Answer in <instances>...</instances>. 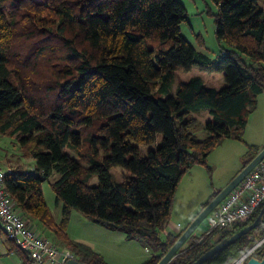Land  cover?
<instances>
[{"label":"trees","instance_id":"trees-1","mask_svg":"<svg viewBox=\"0 0 264 264\" xmlns=\"http://www.w3.org/2000/svg\"><path fill=\"white\" fill-rule=\"evenodd\" d=\"M214 1L216 37L230 46L215 62L181 35L187 9L179 0H47L57 16L52 23L60 45L35 44L27 51L14 47L18 15L23 8L26 19L49 26L45 7L30 0H0V132L17 135L36 161V171L13 167L5 188L26 218L53 230L83 264L108 263L65 231L72 208L149 245L156 254L142 264H157L181 234L162 236L183 177L196 164L211 175L208 156L224 138L245 141L264 92V11L259 0ZM198 39L203 45L201 34ZM45 54L54 81L43 89L48 86L52 95L36 97L28 80ZM193 66L223 72L226 85L217 89L194 76L170 94L176 69ZM200 107H209L211 114L205 137L192 130L197 120L191 110ZM86 140L90 148L85 151ZM150 144L156 146L144 153L141 145ZM247 146L248 163L260 146ZM118 166L123 167L119 181L111 174ZM53 172L59 173L52 182L57 201L64 202L62 225L42 188ZM93 174L98 185L88 182ZM263 204L233 231L194 232L168 264H191L251 223ZM263 234L264 221L202 264H227ZM7 240L10 251L21 255L20 264H32Z\"/></svg>","mask_w":264,"mask_h":264},{"label":"rangeland","instance_id":"rangeland-1","mask_svg":"<svg viewBox=\"0 0 264 264\" xmlns=\"http://www.w3.org/2000/svg\"><path fill=\"white\" fill-rule=\"evenodd\" d=\"M31 2L39 5H43L45 7V11L43 15L48 18V20L51 21V24L47 26L43 21L41 20H35V19H26L27 11L23 8H21V11L18 15L17 22L15 24V46L19 49H23L24 51H27L30 49V46H50L52 43H58L60 45V38L56 34V31L54 30L55 25L53 24L54 20L57 21V16L54 13L53 8H49L47 6V0H40L39 2H34L33 0H30ZM187 9V19L182 22L181 24V35L186 38L189 42H191L198 51L206 53L208 56L212 58V60L215 62L218 60L219 56L225 52V50H229L230 46L219 42V40L216 37L215 34V14L217 13L218 7L214 0H179ZM259 5L263 8L264 11V1L259 0ZM44 17V16H39ZM53 22V23H52ZM49 29L51 31H49ZM201 34L202 38L204 40V44L201 45L200 41L198 39V35ZM34 46V47H35ZM23 51V52H24ZM51 61L54 63L56 61V58L53 59L51 56ZM53 59V60H52ZM48 54L43 55L41 57V60L39 64L35 67L36 72L30 75L29 78V84L32 87V91L36 97H39V95L49 96L52 95V91H49L46 87V90L43 88L46 86V83H51L54 81V75L51 71V67H47V64L49 62ZM194 76H200L203 81L212 87H215L217 89L222 88L226 85V80L224 77L223 72L219 70H208V69H202L198 66H193L190 69H176L174 78L172 80L171 86H170V94H175L179 85L182 82H186L190 80ZM47 92H49L47 94ZM156 98H159V95L154 93L153 94ZM167 94H162L160 97H166ZM194 118L197 120V124L192 129L199 137H205L207 136V130L205 128V125L207 121L211 118V114L209 111V107H200L198 109H192L191 110ZM261 116H264V113H262ZM260 111L255 114L254 116L250 117V122H248L249 126L247 127L248 132V138H255V140H260L264 134L262 131L260 133L259 129L264 127V119L261 121ZM262 123V124H261ZM90 131L88 128L87 131ZM162 135H160L161 139ZM17 135H12L10 133H2L0 132V168L7 169V167H21L27 170L36 171V161L34 157H32L30 147H28L27 144H22L19 140ZM143 148V152L145 153L148 149L155 147V144L150 145H141ZM245 148V146H242ZM83 150H87L90 148V143L88 140H86L82 146ZM101 155V152H100ZM83 159V158H82ZM209 159L213 164L212 165L209 161L208 163L212 166V174H208L206 170L205 176L203 177L198 176V183H205L201 179L203 178L206 180L207 185L211 186H218L220 183V180H224L230 172L236 168L237 166L241 165V162L244 161V156L239 157L238 155H231V154H225L223 153V150H213L210 155ZM247 157H245L246 161ZM85 167L87 165L84 164ZM205 167V166H204ZM205 169V168H204ZM112 178L114 180H121L123 178V167H113L111 169ZM213 176H215V179L213 180ZM59 177L58 172H53L47 179L44 180L42 184L43 193L45 200L47 202V205L52 210V213L55 216V220L58 222L59 225H62L63 221V205L64 202L59 200L57 201L56 192L54 188L52 187V182L56 180ZM88 182L91 185H98L99 184V178L97 175H91L89 177ZM188 182V177L184 178L182 182V191L184 189V186ZM214 182V183H213ZM180 187V188H181ZM217 188V187H216ZM220 189V188H218ZM216 190V189H215ZM184 209L176 208L171 215V222L172 221H180L179 219H183L182 217H185L186 214H184ZM189 216V215H187ZM69 220L67 221L64 229L65 231L71 235L72 230H75L77 225L76 218L77 217H88L84 215L80 209L78 208H72L69 215ZM29 218V217H28ZM32 221V220H31ZM35 224V228L42 233L43 235L49 237L50 239L57 242L59 245H62L61 239L58 238V236L54 233L53 230L46 227L42 222L40 221H32ZM204 221L200 224V226L196 229L195 232H198L199 229L202 227ZM64 224V223H63ZM80 229V228H78ZM1 231V230H0ZM87 233L90 234V231ZM68 234V235H69ZM69 235V236H70ZM71 237V236H70ZM189 240V239H188ZM259 240V239H258ZM188 242V243H187ZM186 245L189 244V241H187ZM16 253V252H15ZM16 259H22L21 255L19 253L15 254ZM231 261H229L227 264H229Z\"/></svg>","mask_w":264,"mask_h":264},{"label":"crops","instance_id":"crops-1","mask_svg":"<svg viewBox=\"0 0 264 264\" xmlns=\"http://www.w3.org/2000/svg\"><path fill=\"white\" fill-rule=\"evenodd\" d=\"M259 111L261 116L262 113H264V92L259 95L258 106L250 117L254 116ZM260 119L262 121V119H264V116H261ZM248 126L249 124L247 125V127ZM259 131L260 133L262 131L264 132V127L260 128ZM244 139L245 141H239L234 138L226 137L223 139L221 144L216 147L217 150H223V153H225L226 155L231 154L238 155L239 157L244 156V161L241 162V165L234 168L224 180H220V184L218 186H211V184L210 186L207 185L206 180H204L203 178L201 180L205 183H198V176L203 177V175L205 174L204 170H206V168L202 164L194 165L189 173L185 175L186 178L188 177V182L184 186L183 192L181 193V185L185 176L183 177L176 194L174 210L178 208V206H180V208H183L185 210L184 214H186V216L182 217L183 219H179L180 221L178 222H171L170 220L172 217H170L165 230L162 232V236H166L169 233L175 235L181 233L199 213V211L202 209V205L209 199V197L214 192L216 193L217 191L225 187L231 181V179H233V177L244 167V165L247 163L245 161V157H247V159L249 158L247 143L258 145L260 146V149L264 147V134L261 138H259L260 140H255V138H248V132L246 128ZM242 146H245V148ZM208 161L212 165H215L210 161L209 156ZM214 167H216V165ZM214 179L215 176H213V180ZM76 221L78 227H76L75 230H72L71 235L69 234V232L68 234L72 239L85 243L99 252L108 264H142L152 255L156 254V251H154L149 245L145 244L144 242L137 239H128L123 231L110 230L102 225L95 223L88 217H77ZM203 228L204 224L196 233L201 234ZM0 230V264H20L22 259H16L15 254H17V252L15 253V250L10 251L12 243L7 240L4 233L2 232L1 227ZM88 231H90V234L87 233ZM187 243H185V245Z\"/></svg>","mask_w":264,"mask_h":264},{"label":"built area","instance_id":"built-area-1","mask_svg":"<svg viewBox=\"0 0 264 264\" xmlns=\"http://www.w3.org/2000/svg\"><path fill=\"white\" fill-rule=\"evenodd\" d=\"M12 167L0 168V227L32 259V264H63L76 258L73 250L40 233L35 224L17 207L5 188L6 174ZM264 203V158L206 216L202 233L233 231L248 222ZM264 234L229 264H247L250 257H261Z\"/></svg>","mask_w":264,"mask_h":264},{"label":"water","instance_id":"water-1","mask_svg":"<svg viewBox=\"0 0 264 264\" xmlns=\"http://www.w3.org/2000/svg\"><path fill=\"white\" fill-rule=\"evenodd\" d=\"M264 158V147L261 148L253 158L244 165V167L231 179V181L223 187L218 193L199 211L189 225L181 232L176 241L164 253L157 264H168L169 261L179 252L185 245L189 237L196 231L200 224L205 220L208 213L223 199L225 198L244 178V176L252 170ZM264 221V204L260 209L255 219L237 230L231 236L218 241L211 248L202 253L191 264H202L208 258L214 256L218 252L224 250L233 242H235L242 235L248 233L250 230L258 227ZM63 264H83L76 258H70ZM247 264H264V254L261 257L252 256L248 259Z\"/></svg>","mask_w":264,"mask_h":264}]
</instances>
